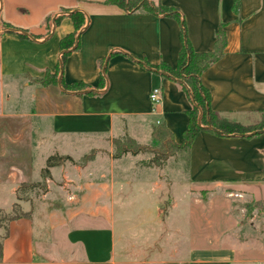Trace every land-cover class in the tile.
<instances>
[{
    "label": "crops",
    "instance_id": "crops-1",
    "mask_svg": "<svg viewBox=\"0 0 264 264\" xmlns=\"http://www.w3.org/2000/svg\"><path fill=\"white\" fill-rule=\"evenodd\" d=\"M106 1L0 0V119L6 125L0 129L1 213L18 203L22 184L44 178L49 157L68 156L75 142L128 136L141 144L138 135L146 133L156 143L152 133L159 124L178 144L183 141L194 98L188 83L169 73L177 70L183 48L180 21L128 13ZM148 1L180 13L196 53L213 52L224 32V53L201 73L200 84L219 117L247 127L259 124L264 0ZM74 12L83 13L87 24L78 49L62 63L60 42L74 31L69 17ZM58 65L57 84L38 82ZM62 81L88 88L65 90ZM156 88L161 100L155 107L150 93ZM35 152L45 160L37 179L30 161H10L30 160ZM184 153L187 166L172 171L171 187L182 188L174 192L167 215L162 213L169 200L167 167H148V180L125 176L130 169L123 166L82 171L88 177L78 185L74 203L55 186L23 201L22 213L6 229L0 226V236L8 233L0 264H264V214L256 233L239 238L232 234L199 245L184 237L195 233L187 207L194 199L186 197L192 189L242 188L250 198L264 191V130L224 135L205 127ZM68 172V165L55 166L47 176L65 175L68 181Z\"/></svg>",
    "mask_w": 264,
    "mask_h": 264
},
{
    "label": "rangeland",
    "instance_id": "rangeland-1",
    "mask_svg": "<svg viewBox=\"0 0 264 264\" xmlns=\"http://www.w3.org/2000/svg\"><path fill=\"white\" fill-rule=\"evenodd\" d=\"M5 126V121L0 119V129L5 128ZM119 139H98L94 142L85 143L75 142L76 145L68 151V156L55 154L54 156L57 157L68 158L61 162L63 167L68 165L69 172L72 171V174L68 172V181L65 175H60L56 179L45 176L46 178L44 177L40 181L24 183L25 188L18 196V203L13 206L10 212L0 214L6 218L2 221L3 227L12 217L22 213L21 203L23 201H32L33 198L43 197L55 186L61 187L62 191H68V201L74 203L80 190L78 185L81 181H86L88 177H83L82 171L86 173V171L96 170L99 167L110 169L111 167L119 168L123 166L130 169V172L125 176L140 178L141 180H145L144 172L148 171V167H167V173L163 175L169 183V200L162 207V213L167 215L168 211L172 209L171 202L173 194L175 196L174 192H176V189L179 192L182 188L180 185H176V189L171 188L173 187V178H176L175 173L172 171L178 167L185 170L187 166L186 154L183 151L176 152L175 150L172 151L173 154L167 151L164 152L163 149L158 148L156 143L150 141L151 138L147 137L146 133L138 135L140 145L147 147L146 149L138 154L132 152L120 153L117 141H123V137ZM9 144L11 145V143ZM10 161L16 163L30 161L34 179L40 177V170L45 166L42 154L39 155L36 152L30 160L14 157L10 158ZM137 168L144 171L136 170ZM89 177L94 179L92 174ZM191 193H193L192 196H186L189 199H194L190 200V205L187 206L188 210L190 209V216L188 217L190 222L188 224L194 229L195 233H185L186 242L191 241L195 244L205 245L209 241L216 242L218 239L221 240L232 234L239 238L241 233H256L258 223L262 214H264V191H259L258 198L257 196L251 198L246 196L247 190L242 188L192 189ZM165 197L163 196V198Z\"/></svg>",
    "mask_w": 264,
    "mask_h": 264
},
{
    "label": "trees",
    "instance_id": "trees-1",
    "mask_svg": "<svg viewBox=\"0 0 264 264\" xmlns=\"http://www.w3.org/2000/svg\"><path fill=\"white\" fill-rule=\"evenodd\" d=\"M106 4L117 5L128 13H152L155 15L176 17L180 21L183 48L179 55L177 70L172 69L169 73L188 83L192 90L194 106L193 109L189 111L190 121L187 129L184 131L182 143L178 144L171 131H169L163 124H159L154 127L152 137L157 143L158 148H161V150L163 149L164 152L167 151L168 153H172L173 150L176 152H187L197 134L205 127L216 133L224 135L257 134L258 132L264 130V116L259 124L248 127L229 122L219 117L210 107V96L208 91L200 84L199 76L201 73L218 61L224 53L226 38L222 30H220L218 34L213 52L196 53L193 51L187 39L185 23L182 20L180 13L175 8L166 7L161 4H154L148 0H107ZM69 17L73 22L74 31L65 36L60 42L61 50L64 51L62 63L71 50L78 49L79 33L87 24V17L81 12L71 13L69 14ZM152 68L159 70L161 67L156 68L152 66ZM60 70V66L58 65L55 72L47 73L42 79H39L38 82L44 86L57 84ZM62 85L65 90H81L88 88V86L84 83L66 85L62 81ZM117 145L120 153L132 152L133 154H138L143 149L147 148H145V146L142 147L138 142L128 136L123 137V141H117ZM65 159L67 160L68 158L57 156L49 157L46 162V169H44L42 173L43 176L45 177L49 175V169L61 165V162ZM22 187L25 188V185L22 184ZM17 217L18 216H14L9 221ZM4 220H6V218L0 215V226L2 227V221ZM4 228L6 229L5 226ZM7 235L8 233H4L0 236V259L2 255L3 240Z\"/></svg>",
    "mask_w": 264,
    "mask_h": 264
},
{
    "label": "built area",
    "instance_id": "built-area-1",
    "mask_svg": "<svg viewBox=\"0 0 264 264\" xmlns=\"http://www.w3.org/2000/svg\"><path fill=\"white\" fill-rule=\"evenodd\" d=\"M150 100L152 102V104L156 107L157 104L160 102L161 100V90L156 88L154 89L151 93H150Z\"/></svg>",
    "mask_w": 264,
    "mask_h": 264
}]
</instances>
